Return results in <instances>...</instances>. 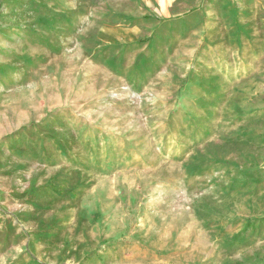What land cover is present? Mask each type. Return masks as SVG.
<instances>
[{"label":"rangeland","instance_id":"1","mask_svg":"<svg viewBox=\"0 0 264 264\" xmlns=\"http://www.w3.org/2000/svg\"><path fill=\"white\" fill-rule=\"evenodd\" d=\"M0 264H264V0H0Z\"/></svg>","mask_w":264,"mask_h":264}]
</instances>
